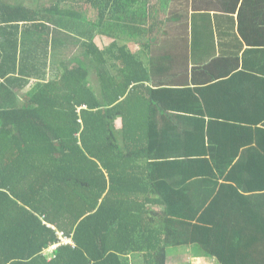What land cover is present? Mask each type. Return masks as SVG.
Listing matches in <instances>:
<instances>
[{
    "label": "trees",
    "instance_id": "1",
    "mask_svg": "<svg viewBox=\"0 0 264 264\" xmlns=\"http://www.w3.org/2000/svg\"><path fill=\"white\" fill-rule=\"evenodd\" d=\"M189 3L0 0V264H167L189 246L264 264V81L199 88ZM51 19L71 39L52 61L31 46Z\"/></svg>",
    "mask_w": 264,
    "mask_h": 264
},
{
    "label": "crops",
    "instance_id": "2",
    "mask_svg": "<svg viewBox=\"0 0 264 264\" xmlns=\"http://www.w3.org/2000/svg\"><path fill=\"white\" fill-rule=\"evenodd\" d=\"M165 6L168 9L169 6L166 4ZM188 8L191 17L193 16L189 21V24L193 26L191 68L197 69L196 72L199 74L207 71L197 79L199 88L220 84L239 71L244 73L242 79L248 83L253 81L252 78L264 81V0H190ZM90 14L95 20L97 16L93 12ZM41 23L43 25L41 33L48 39L41 40L40 37H36L31 46L37 54L41 53L42 56L46 53L48 57L51 56V61L54 58L58 59L61 56L62 45L71 39H68L67 31L57 24L56 20L51 19ZM90 31L91 29L82 28L77 31V38L83 37ZM100 31L105 32L103 29ZM160 33L158 31L159 36ZM98 37L99 42L105 40L106 45L103 46H107L105 36L100 33ZM144 51L146 50H139L140 53L145 54ZM77 54L78 52H74L73 56L75 57ZM143 59L149 63V54L147 53ZM55 64L57 62L50 68V77L47 78L49 81L59 74V66L57 73L53 70ZM36 67L39 68L38 65ZM9 78L13 77L10 75ZM16 78H22V75L17 74ZM92 81L96 92H98L97 78L95 77ZM2 83L7 84L6 81H2ZM18 85L22 89V91L20 90L21 95L31 94L35 88L34 84L29 87L24 84ZM148 86L152 87L150 84ZM249 86L248 84L247 88ZM256 98H258L257 95ZM258 99L264 104V92ZM258 99L255 100L256 104ZM222 103L227 102L219 99L220 106ZM232 107L234 106L229 108ZM189 248L194 247L189 246ZM194 250L197 253V250Z\"/></svg>",
    "mask_w": 264,
    "mask_h": 264
},
{
    "label": "rangeland",
    "instance_id": "3",
    "mask_svg": "<svg viewBox=\"0 0 264 264\" xmlns=\"http://www.w3.org/2000/svg\"><path fill=\"white\" fill-rule=\"evenodd\" d=\"M33 1V0H31ZM40 2L42 0H39ZM28 2H25L23 5L28 6ZM163 14L160 17V19L165 20L166 18V11L165 8L162 9ZM161 34V33H160ZM104 40V39H103ZM156 40V37L153 38V41ZM105 41V40H104ZM103 41V42H104ZM110 44L107 41V45ZM120 44L122 45V42L120 41ZM126 45H128L129 49L133 52L136 53H140L139 50L144 49L143 46L133 42V43H127ZM147 55V54H146ZM58 245H55L54 248H57ZM172 255H170V260L168 261L167 264H218L217 260H211V259H204V258H200L198 253H196V251L194 249H190L189 247H179V248H175L173 249V251H171ZM48 260L53 259L52 254H50V251H48V253L45 256ZM139 262L137 261V264Z\"/></svg>",
    "mask_w": 264,
    "mask_h": 264
},
{
    "label": "built area",
    "instance_id": "4",
    "mask_svg": "<svg viewBox=\"0 0 264 264\" xmlns=\"http://www.w3.org/2000/svg\"><path fill=\"white\" fill-rule=\"evenodd\" d=\"M58 235L63 244H73L72 241L69 238H66L62 232L58 233Z\"/></svg>",
    "mask_w": 264,
    "mask_h": 264
}]
</instances>
